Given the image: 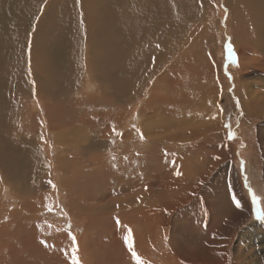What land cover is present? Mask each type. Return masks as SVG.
Returning a JSON list of instances; mask_svg holds the SVG:
<instances>
[{
	"label": "bare ground",
	"instance_id": "1",
	"mask_svg": "<svg viewBox=\"0 0 264 264\" xmlns=\"http://www.w3.org/2000/svg\"><path fill=\"white\" fill-rule=\"evenodd\" d=\"M219 2L229 12L225 29L234 35L239 73L248 68L264 71V0H0V172L10 180L19 163L11 167L5 163L39 155L43 147L42 131L57 132V149L71 144L80 155L96 154L98 164L108 159V155L98 152L118 144L121 153L118 156L133 160L132 166L123 161L122 179L128 185L125 188L133 185L135 191L144 190L143 205L154 190L164 188L168 182L161 184L160 177L155 183L149 182L143 169H150L154 159L165 167L177 161L171 156L174 151L171 146H181L193 137L186 136L184 123L197 110L213 107L209 103L215 102L223 86L226 87L205 51L211 48H200L196 43L205 36L196 32L199 14L206 31L211 25L215 27ZM192 34L195 42L190 45L192 39L188 36ZM205 62H210L211 67ZM253 87L240 82L236 86L243 107H249L248 120L264 111V85L262 89ZM95 89L93 99H88ZM42 106L45 115L40 121L35 111L42 113ZM87 109L94 113L109 111L106 116L98 113L88 119L84 114ZM134 119L136 122L131 123ZM69 121L85 125L73 138L68 131ZM134 124L138 125L137 131L131 130ZM183 126L184 131L180 129ZM204 136L206 144L215 141V136ZM76 142H81V146L76 147ZM220 144L225 145L221 147L219 161H222L228 146L223 139ZM140 145L145 149L140 150ZM66 151L72 150L66 147ZM38 163L36 158V166ZM102 175L97 179L101 185L107 182ZM128 178L133 180L128 182ZM42 180L45 184L48 179ZM80 181L85 186L86 182L80 179L73 189L79 193L92 192L93 189L85 190L90 187L80 190ZM24 183L33 190L40 185L34 176L27 177L21 185ZM3 190H8L7 185ZM114 190V197L119 196L120 191ZM15 191L8 193L15 197ZM26 191L22 190V194ZM112 199L108 203L120 202L118 198ZM161 199L154 204L157 208L149 207L150 211L142 213L139 220L149 228H156L157 233L155 219L159 221L162 216L157 214ZM79 201L89 207L100 206L85 195L79 196ZM153 235V230L147 232L150 238ZM147 236L138 234L140 246ZM166 244L172 249L169 241ZM155 249L156 246L150 251L151 256L156 254ZM169 252L172 260L166 264H188L183 259L179 261L182 254L173 257L174 252ZM230 254L223 255L220 264H236Z\"/></svg>",
	"mask_w": 264,
	"mask_h": 264
},
{
	"label": "rangeland",
	"instance_id": "2",
	"mask_svg": "<svg viewBox=\"0 0 264 264\" xmlns=\"http://www.w3.org/2000/svg\"><path fill=\"white\" fill-rule=\"evenodd\" d=\"M221 2L216 4L218 12L215 13V27L211 25L206 31V26L200 24L203 18L199 14L196 32L205 36L196 43L200 48H211L205 51L217 68L218 78L226 87L223 86L219 93L221 96L218 94L215 102L209 103L213 107L206 111L197 110L198 113L191 114L184 123L188 130L186 136L193 137L181 146H171L174 149L171 156L177 161L165 167L154 159L150 169H143L149 182L155 183V179L160 177L163 185L168 180L167 185L154 190L152 197L146 198L142 205L144 190L135 191L133 185L125 188L128 185L122 179L123 161L131 165L133 160L118 156L121 154L118 144L98 152V155H108V159L106 157L103 163L98 164L96 154L87 152L80 155L79 151H73L75 146L71 144L57 149V132L42 131L40 140L43 147L39 155L5 163L8 167L19 163L10 180L6 178L7 174L0 172V264H73L74 252L80 264H137L125 240L129 229L134 250L144 264H166V261L172 260L171 250L174 252L173 257L182 254L179 261L183 259L188 264H220L222 256L230 252L236 264H264V220L257 217V203L253 201L254 192L260 198L259 207L264 209V111L253 116V120H248L249 107H243L236 90L238 82L253 85L255 90L262 89L264 71L248 68L239 73V56L232 39L234 35L225 29L229 12ZM194 37L195 34L188 36L192 39L190 45L195 42ZM229 44L232 46L231 53ZM205 64L211 67L210 62ZM207 84L205 82V86ZM92 93L87 96L88 99H93L96 89ZM41 108L42 113L35 111L40 121L45 115L43 106ZM108 111L98 110L94 113L87 109L84 114L92 119L98 113L106 116ZM134 122L136 119L131 123ZM137 124L131 125V130L137 131ZM84 126L70 122L68 131L72 133V138ZM180 129L184 131L185 127ZM206 134L215 136V141L206 144ZM222 139L228 147L223 152L222 161H219L221 147H225L220 144ZM76 143V147L81 146V142ZM66 147L73 152L66 151ZM140 147L142 150L144 145ZM165 148L170 149L169 146ZM188 156H191L190 159ZM36 158L39 159L38 166L35 164ZM102 174L107 178L103 185L97 181L103 177ZM29 176H34L35 182L43 187L39 185L33 190L31 185H21ZM44 177L48 179L45 184L42 180ZM76 179L88 183L89 186L85 183L84 187L90 188L85 190L93 189L92 192L83 191L82 194L73 189L77 184ZM131 180L127 179L128 182ZM79 183L78 188H84L81 181ZM107 183L112 184L105 185ZM173 183L175 186L171 185ZM97 184L99 186L94 187ZM6 185L8 190H16V198L8 190H3ZM170 185L171 189L168 187ZM114 188L120 191L119 196L114 197ZM22 190L28 191L22 194ZM82 195L88 196L95 205H100L99 208L77 202V198ZM117 198L119 203H108V200ZM158 199L162 201L157 214L165 215L159 216V221L155 219L159 233L156 228H149L139 221L142 213L157 208L154 204H159ZM150 230L154 232L151 238L147 236ZM137 233L148 238L142 246ZM167 241L172 249L167 246ZM155 246L157 255L151 256L150 251Z\"/></svg>",
	"mask_w": 264,
	"mask_h": 264
},
{
	"label": "snow or ice",
	"instance_id": "3",
	"mask_svg": "<svg viewBox=\"0 0 264 264\" xmlns=\"http://www.w3.org/2000/svg\"><path fill=\"white\" fill-rule=\"evenodd\" d=\"M232 46L229 44V52L231 53ZM119 134V133H118ZM143 138V137H141ZM177 175H180L179 172H177ZM259 197L253 192V201L257 203V217L261 220H264V209H261L259 207ZM239 202H237V207H239ZM73 240H75V237H72ZM126 243L128 245V249L132 254V257L137 261V264H144L141 257L137 254V252L134 250L133 247V236L131 233V230L129 229L128 235L125 237ZM73 264H80L79 259L75 256V252L73 253Z\"/></svg>",
	"mask_w": 264,
	"mask_h": 264
}]
</instances>
